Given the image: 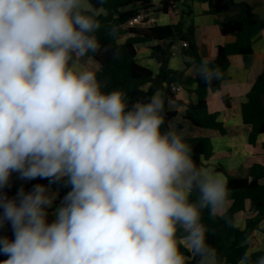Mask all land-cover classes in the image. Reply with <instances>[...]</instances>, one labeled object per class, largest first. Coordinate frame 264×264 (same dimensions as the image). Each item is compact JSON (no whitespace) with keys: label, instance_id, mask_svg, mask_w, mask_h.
I'll list each match as a JSON object with an SVG mask.
<instances>
[{"label":"clouds","instance_id":"obj_1","mask_svg":"<svg viewBox=\"0 0 264 264\" xmlns=\"http://www.w3.org/2000/svg\"><path fill=\"white\" fill-rule=\"evenodd\" d=\"M103 11L92 0H0V227L14 235L0 238V264H226L202 213L226 208L228 179L162 130L161 93L130 106L124 91H104L88 67L108 51ZM197 72L208 85L222 76L207 60ZM13 173L71 188L52 222L55 194L37 184L9 199ZM237 264L264 254L246 250Z\"/></svg>","mask_w":264,"mask_h":264},{"label":"trees","instance_id":"obj_2","mask_svg":"<svg viewBox=\"0 0 264 264\" xmlns=\"http://www.w3.org/2000/svg\"><path fill=\"white\" fill-rule=\"evenodd\" d=\"M156 0H104L99 4L98 0H92L97 8H103L99 19L101 29L97 36L100 38L102 49L96 54L94 60L100 65L97 72L98 79L104 85V91L122 90L127 94L128 103L141 101L147 103L149 99L161 92L165 98V124L162 130H172L170 123L179 115L177 110L169 109L168 101L184 105L177 100L176 93L171 89V84L184 86L196 85L195 93L197 101L187 105L184 119L198 128L217 130L221 134L226 133L223 123L218 120V113H212L208 107V95L211 91L220 89L222 83L228 79L226 71L230 66L232 56H249L253 53L254 38L264 29V19L249 3H237L235 0H203L208 1L211 14L232 13L221 23V32L225 36H235V41L224 46H219L216 58L209 62V67L219 68L222 76L219 80H213L211 85L206 84L198 75L195 78H184V71L173 69L170 66L173 57V45L177 41H186L184 55L196 63L204 60L199 52L196 41V29L191 22L193 7L184 0L180 5L181 18L177 24L153 26L137 25L125 27V24L137 16L141 11L151 12L156 7ZM180 0H163L158 5V11L168 13ZM114 30V31H113ZM123 35H128L124 42H120ZM159 42L152 47V56L160 65L157 74L148 67L141 65L137 60V48L139 44ZM148 87V88H146ZM224 103L230 107L228 97H224ZM242 116L244 123L251 127L249 143L256 145L258 137L264 134V67L262 74L257 78L251 90L247 94V100L242 104ZM192 148L193 160L197 166H205L204 159H210L214 155V147L210 138L195 137L184 138ZM264 150V143L262 144ZM228 190L231 205L223 214L211 216L207 209L203 210L202 222L208 227L207 242L216 249L217 259L226 264H237L241 255L249 249V239L256 230H262L264 222V165L255 164L246 176H234L228 174ZM52 188L59 190L58 199L52 208H58L64 196L71 190L63 181L50 182ZM39 181L32 180L27 183L26 193L32 191L33 186ZM6 190L8 187L5 188ZM192 199H196L194 193ZM247 212L246 227L240 229L236 226V215ZM14 239L13 230L2 232L0 238ZM248 241V243H245ZM185 255H189L186 249L181 248ZM249 254H264V248ZM8 257L0 254V262ZM198 259H190V264H198Z\"/></svg>","mask_w":264,"mask_h":264},{"label":"crops","instance_id":"obj_3","mask_svg":"<svg viewBox=\"0 0 264 264\" xmlns=\"http://www.w3.org/2000/svg\"><path fill=\"white\" fill-rule=\"evenodd\" d=\"M163 0H156L154 3L156 7L154 11L147 12L148 18L152 20L143 26H153L155 24L160 25H173L177 24L181 18V4L184 0H180V3H176L174 8L167 14L158 11V5ZM237 3H249L252 5L256 12L264 19V0H235ZM187 3L193 7L192 22L196 29V41L199 47V52L203 60H207L208 63L213 61L217 56L219 46H224L228 43L235 41V36H225L221 32L220 23L232 13L211 14L207 11L210 9L208 1L203 0H187ZM104 13V11H103ZM128 38V35H123L120 42H124ZM159 44V42H150L139 44L137 48V60L138 62L154 71L155 74L159 72L160 65L158 61L152 56V47ZM144 45V46H141ZM182 47L181 41H177L173 48ZM184 48V47H182ZM253 53L249 56L235 55L231 57L230 66L226 71L228 79L225 80L220 89L217 91H211L208 95V107L212 113H218V120L221 121L226 128V133L221 134L217 130L198 128L192 126L189 121L184 119V122H180L181 117L184 118L187 105L191 102L197 101V95L195 93L196 85L183 86V90L176 93L177 100L182 101L184 105L179 103H169V109L177 110L179 115L170 123L172 130L178 133H182L184 138L195 137H207L210 138L214 147V155L210 159H204L205 166L212 167L215 171L223 173L226 177L227 174L234 176H246L251 167L255 164L264 165V150L262 144L264 143V134L258 137L256 145L249 143V134L251 127L246 125L242 116V104L247 100V94L251 90L253 84L257 78L262 74L264 67V29L254 38L253 41ZM172 62V61H171ZM170 62V66H172ZM176 70L179 68V64H176ZM200 63H192L184 71V78H195L199 74L197 69ZM89 68L95 70L96 73L100 70V65L94 60L92 64L88 65ZM148 88V87H146ZM161 93V92H159ZM224 97H228L230 101V107H227L224 103ZM40 185L45 186L47 194H55L58 199L59 190L52 188L51 185L44 179H36ZM32 180H25L20 178L18 173H13L9 182L8 189H3V192L7 194L8 198L16 197L17 192L23 188L26 192L27 183ZM264 184V179L262 180ZM52 204V206H53ZM231 202L229 200L228 205L224 210L218 214H223L229 209ZM55 209L52 207L48 210V220L52 222L54 219ZM249 217L247 212H241L236 215V226L240 229L246 227V220ZM262 230H256L252 233L249 239V252H255L264 248V222L261 223ZM7 229H12L10 223H7ZM0 230V235L3 231Z\"/></svg>","mask_w":264,"mask_h":264},{"label":"rangeland","instance_id":"obj_4","mask_svg":"<svg viewBox=\"0 0 264 264\" xmlns=\"http://www.w3.org/2000/svg\"><path fill=\"white\" fill-rule=\"evenodd\" d=\"M191 22H192V19H191ZM141 46H144V45H141ZM171 61H172L171 67L173 69H175L177 66L176 64H179L180 66H179L178 70H180V71L186 70L188 67H190L192 65V63H194V61H192L191 58L184 55V48H182V47H179L176 49L173 48V57H172ZM180 122H183L185 124L183 116L181 117ZM6 227H7V223L4 224V226L0 227V230H5Z\"/></svg>","mask_w":264,"mask_h":264},{"label":"built area","instance_id":"obj_5","mask_svg":"<svg viewBox=\"0 0 264 264\" xmlns=\"http://www.w3.org/2000/svg\"><path fill=\"white\" fill-rule=\"evenodd\" d=\"M155 22L153 19L148 18V13L146 11H141L137 16L129 20L126 24L125 27H133L137 25H144L150 21ZM182 47H187L188 43L186 41L181 42ZM171 89L174 93L180 92L183 90V86L180 84L172 83L171 84Z\"/></svg>","mask_w":264,"mask_h":264}]
</instances>
